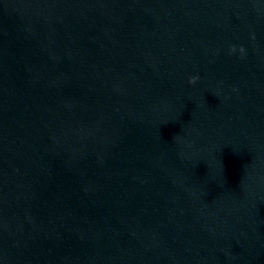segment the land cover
Segmentation results:
<instances>
[{"label": "water", "instance_id": "obj_1", "mask_svg": "<svg viewBox=\"0 0 264 264\" xmlns=\"http://www.w3.org/2000/svg\"><path fill=\"white\" fill-rule=\"evenodd\" d=\"M0 264H264V0H0Z\"/></svg>", "mask_w": 264, "mask_h": 264}, {"label": "clouds", "instance_id": "obj_2", "mask_svg": "<svg viewBox=\"0 0 264 264\" xmlns=\"http://www.w3.org/2000/svg\"><path fill=\"white\" fill-rule=\"evenodd\" d=\"M232 51H235V48H233ZM239 51L241 53H243L244 52V49L243 48H240ZM197 79H198V77H196V76L189 77L188 83L189 84H195L196 81H197Z\"/></svg>", "mask_w": 264, "mask_h": 264}]
</instances>
